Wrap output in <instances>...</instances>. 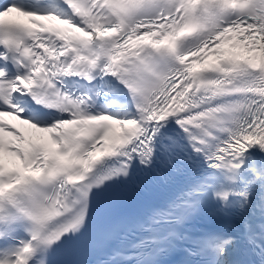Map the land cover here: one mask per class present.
<instances>
[{
  "label": "snow or ice",
  "instance_id": "6c2138e0",
  "mask_svg": "<svg viewBox=\"0 0 264 264\" xmlns=\"http://www.w3.org/2000/svg\"><path fill=\"white\" fill-rule=\"evenodd\" d=\"M0 264H264V0H0Z\"/></svg>",
  "mask_w": 264,
  "mask_h": 264
}]
</instances>
